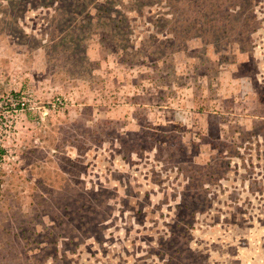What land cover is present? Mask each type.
Wrapping results in <instances>:
<instances>
[{"label":"rangeland","instance_id":"rangeland-1","mask_svg":"<svg viewBox=\"0 0 264 264\" xmlns=\"http://www.w3.org/2000/svg\"><path fill=\"white\" fill-rule=\"evenodd\" d=\"M193 1L0 0V264H264V0Z\"/></svg>","mask_w":264,"mask_h":264},{"label":"trees","instance_id":"trees-1","mask_svg":"<svg viewBox=\"0 0 264 264\" xmlns=\"http://www.w3.org/2000/svg\"><path fill=\"white\" fill-rule=\"evenodd\" d=\"M201 1L194 0L193 3H190L189 7L194 9L195 12L187 14L184 10V17L177 22L176 28L172 29L179 38L186 37L187 33L195 34V37L199 38L202 43L211 44V49L219 52L220 50L226 51L230 42L249 38L251 32L256 28L253 24L255 17L253 16L252 6H250L251 0H229L231 3L227 1L217 4V10L226 4L224 14L217 18L213 17L215 4L212 2L205 4ZM245 5L250 6L246 11H244ZM235 7L236 10H234ZM219 24L221 25L218 26ZM226 39L229 40L227 45L219 44Z\"/></svg>","mask_w":264,"mask_h":264}]
</instances>
